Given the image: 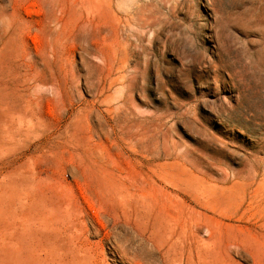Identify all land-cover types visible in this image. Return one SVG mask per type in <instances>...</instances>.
Returning <instances> with one entry per match:
<instances>
[{
  "label": "rangeland",
  "instance_id": "1",
  "mask_svg": "<svg viewBox=\"0 0 264 264\" xmlns=\"http://www.w3.org/2000/svg\"><path fill=\"white\" fill-rule=\"evenodd\" d=\"M0 264H264V0H0Z\"/></svg>",
  "mask_w": 264,
  "mask_h": 264
}]
</instances>
